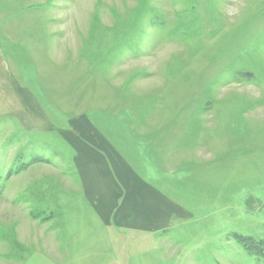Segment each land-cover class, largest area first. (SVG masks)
I'll return each mask as SVG.
<instances>
[{"label":"rangeland","instance_id":"rangeland-1","mask_svg":"<svg viewBox=\"0 0 264 264\" xmlns=\"http://www.w3.org/2000/svg\"><path fill=\"white\" fill-rule=\"evenodd\" d=\"M0 55V264H264V0H0Z\"/></svg>","mask_w":264,"mask_h":264},{"label":"crops","instance_id":"crops-1","mask_svg":"<svg viewBox=\"0 0 264 264\" xmlns=\"http://www.w3.org/2000/svg\"><path fill=\"white\" fill-rule=\"evenodd\" d=\"M13 86L15 88V91L18 92L20 96V99H17V102H13ZM17 86H19L18 89ZM5 120H8L7 122L9 123L10 121L15 120V122H18L19 126L25 128L23 129V131L26 132L31 131L28 129L29 127L33 129L36 128V130H42L43 128L47 129V127L45 126L43 111L41 110V107L37 102L34 93L27 87H22L19 83L13 84L11 71L6 67L4 57L0 55V126L1 121ZM99 134L101 133L99 132ZM100 155L103 154L100 153ZM103 167L104 166H101V164H99V166L98 164H96V167L94 166V169H92L91 171H93V173L98 172L102 177L103 172L101 171H103ZM109 173L110 172L107 170V175ZM98 196H100V194H98V192H95L94 197Z\"/></svg>","mask_w":264,"mask_h":264},{"label":"trees","instance_id":"trees-1","mask_svg":"<svg viewBox=\"0 0 264 264\" xmlns=\"http://www.w3.org/2000/svg\"><path fill=\"white\" fill-rule=\"evenodd\" d=\"M237 240H238V241H241V242H243V243L245 242V240H248V241H249L248 238H245V237H242V236L238 237ZM250 242H251V241H250ZM252 244L256 247V245H255L254 242H252Z\"/></svg>","mask_w":264,"mask_h":264}]
</instances>
